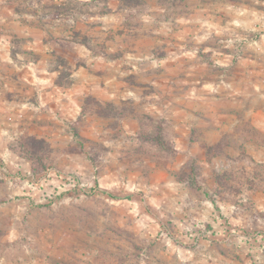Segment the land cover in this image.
Listing matches in <instances>:
<instances>
[{"label":"clouds","instance_id":"9594fccd","mask_svg":"<svg viewBox=\"0 0 264 264\" xmlns=\"http://www.w3.org/2000/svg\"><path fill=\"white\" fill-rule=\"evenodd\" d=\"M64 2L65 0H40L37 4L33 0L31 7L37 9V14L28 16L27 19L35 23V28H25L19 35L25 40L29 36H35L34 44L10 45L12 36L7 32L0 37L3 41L0 45V60L4 61L5 70L22 72L33 78L25 84L20 80H11L7 75L0 76V102L3 103L0 107V159L4 165L0 172L3 173V178L8 180L11 175L14 180H18L17 170L24 175L29 174L30 168L39 175H46L42 167L47 166V175H54L56 172L78 173L85 178V183H90L95 179L93 173L99 168L114 181L113 187L117 193L130 195L132 199L139 201V219L131 220V224L136 226L133 230L142 241L146 242L145 237L159 230L157 221L163 224L171 220L174 229L161 231L157 239L161 240L162 245H168L166 251H161L172 264L176 262L170 255L174 249L169 239L180 245H187L200 237L201 233L207 239L184 257L192 264H208L209 261L217 264L218 257L214 260L205 253L206 247L213 240L227 241L241 255L252 253L254 259L246 261V264H264V235L245 234L244 230L251 226V221L247 214H240L241 209L234 202L229 201L221 205V208L227 217V224L237 226L235 232L226 233L227 225L219 220L206 197L199 202L202 205L199 211L192 209L197 211L199 218L184 219L189 215L184 211L189 192L185 187L187 181L180 177L179 171L193 155L195 146L190 144L188 132L196 126L197 121L191 113L198 107L194 102L201 101L205 93L201 89L198 94L186 93L177 99L172 97V90L167 85L162 87L155 83L150 73H154L160 65L150 54L145 55L139 48H131L133 30L128 29L125 23L127 21L139 25L134 28L138 32L155 31L157 35H174L172 27L175 25L172 20L165 21L162 15L164 7L155 4V0L149 4H144L143 0H74L78 9L83 10V15L76 11L54 21L40 11L45 5H60ZM256 6L264 9V0H251V6L242 4L243 11L237 10L238 15L232 23L237 28L258 23L261 31H264V10L257 12L254 10ZM105 7L111 9L110 15L101 14ZM120 29L124 30L122 36L117 34ZM73 30L79 35H75ZM235 32L236 29L233 28L229 34ZM206 38L199 37L201 40ZM43 40H47V43H43ZM231 44L232 40H229L227 46ZM62 46L70 47L78 53L74 60L61 62L59 53L53 55ZM25 47L39 52V58L25 52ZM10 48L19 49L14 61L9 58ZM129 51L133 54L130 55ZM118 54H122L120 58L113 59ZM78 63L82 66L78 67ZM142 64L145 66L140 67ZM126 65L130 66L139 79L147 80L153 85L154 94H146L147 85L137 86L123 82L122 78L132 74L124 67ZM97 69L105 72V89L100 88L101 78L95 75ZM37 75L44 79H36ZM28 85L31 88L24 93L23 89ZM46 88L52 90L51 99L56 101L55 110L45 107L43 103L38 108L30 103L31 93H39L47 101L49 96L45 92ZM261 88H264V83L257 88V92ZM6 93H13L11 103L4 100ZM92 95H102L104 100L112 101L117 114L104 116L100 114L102 105L86 104V98ZM261 96L264 98V93ZM74 102L79 103L83 113L76 111ZM177 108H180L179 112ZM121 112L122 115L118 114ZM30 116L49 121L52 127L41 130L32 124ZM81 124L89 138L83 149L78 147L79 141L68 134L73 125L79 127ZM233 125L244 127L245 122L233 121ZM256 131L264 136V128L256 127ZM40 142L43 143L37 148L36 145ZM160 148L166 150L161 151ZM222 150L226 154L230 153L232 144L226 143ZM69 152L80 154L71 156L68 155ZM250 155L255 158L254 153ZM92 160H95V165ZM257 163L264 164V161L258 160ZM215 167V161H212L206 170L210 172ZM244 167L251 171L255 165L249 161ZM16 186L13 182L8 185L9 188ZM237 186L242 188L243 195L234 200L250 206L252 213H264V176L257 180L254 192L246 191V186L242 183ZM23 188H31V185L25 182ZM192 203L196 204L197 201L193 199ZM0 211L5 215L11 211V219L14 221L12 234L0 237V264H16L17 260L36 264L31 257L40 250V245L26 231L25 225L19 223L25 211L23 204H18L15 200L11 204L6 201L0 204ZM145 212L154 219L150 220L148 215L143 214ZM233 212L236 213L235 219ZM251 219H256L259 228L264 230V219L256 216ZM206 222L212 224L215 235L205 230ZM4 231L7 232V229ZM140 264H143V260Z\"/></svg>","mask_w":264,"mask_h":264},{"label":"rangeland","instance_id":"374dc122","mask_svg":"<svg viewBox=\"0 0 264 264\" xmlns=\"http://www.w3.org/2000/svg\"><path fill=\"white\" fill-rule=\"evenodd\" d=\"M32 2L33 0H0V18H3V23H0V36L9 33L12 36L10 45L36 42L35 36H29L25 40L19 35L25 28H35V23L27 19L28 16L37 14V9L31 7ZM151 2L152 0H143L144 4ZM36 3L39 4L40 0H36ZM155 4L164 7V20H172L175 25L172 33L175 34L165 36L157 35L155 31H134L139 25L126 21L127 28L133 30L131 48H139L140 52L150 54L158 62L160 66L150 74L153 75L155 83L162 87L167 85L172 90V97L179 99L186 93L198 94L201 89L205 93L201 101L194 102L198 107L191 113L197 121L196 126L188 132V140L195 146L193 155L179 171L180 177L187 181L185 187L189 192V199L185 201L187 207L184 209L189 215L184 219L199 218L197 211L202 207L199 202L206 197L219 220L227 225L226 233L235 232L237 226L227 224V217L221 208V205L232 201L241 209L240 214H247L251 221V226L244 230L245 234L264 235L257 220L251 219L252 216L264 219V213H252L250 206L234 200L235 197L243 195L238 184L242 183L246 186V191L254 192L257 189V180L264 176V164L257 163L258 160L264 161V136L256 131V127L264 128V98L261 96L264 88L257 92V88L264 83V31H261L258 23L240 28L232 23L238 11H243L241 5L251 6V0H155ZM254 10L259 12L264 9L256 6ZM40 11L50 16L53 21L61 16H70L76 11L83 15V10L78 9L74 0H65L60 5H45ZM101 14L110 15L111 9L105 7ZM233 28L236 32L229 34ZM13 29L16 31H10ZM225 29L228 31H224ZM73 31L75 35H79L76 30ZM117 34L124 35V30H118ZM199 37L207 38L201 40ZM229 40H232L231 46H227ZM0 42L3 43L2 39ZM42 42L46 44L47 40ZM23 50L37 59L40 56L33 48L25 47ZM18 51L19 49L10 48L9 58L14 61ZM57 53L61 62L74 60L78 55L70 47L63 46L56 49L53 55ZM129 54L133 52L129 51ZM120 55L122 54L114 56L113 59H119ZM3 64L4 61L0 60V76L7 75L11 80H20L25 84L33 79L22 72H8ZM77 66L82 64L78 63ZM124 67L132 74L122 78L123 82L137 86L147 85L146 94H154L155 88L152 84L139 79L130 66ZM95 75L101 78L100 88L105 89L104 70L97 69ZM36 79L42 80L44 77L37 75ZM29 88L31 85L25 87L23 92L27 93ZM45 92L49 96L47 101L41 94L31 93L30 103L36 108L43 103L45 107L55 110L56 101L51 99L52 90L46 88ZM12 97L13 93H6L4 100L11 103ZM17 101L19 102V95ZM74 103L76 111L83 113L79 103ZM85 103L102 105L101 115L117 114L112 101L104 100L102 95L89 96ZM2 106L3 103L0 102V107ZM29 119L41 130L52 127L49 121L37 120L33 116ZM77 120H80L79 116ZM233 121H244L245 126L233 125ZM68 134L79 141L78 147L81 149L89 139L83 124L79 127L73 125ZM229 142L232 144V151L226 154L222 149ZM42 143L36 147L39 148ZM252 153L255 158L250 155ZM79 154L68 153L71 156ZM212 161H215L216 167L208 172L207 166ZM249 161L255 165L251 171L244 167ZM91 162L95 165V160ZM3 167L0 159V169ZM42 171L46 175H39L32 168L29 169V174L24 175L17 170L18 180H14L11 175L6 180L0 172V204L6 201L11 204L12 200L23 204L25 211L19 223L25 225L26 231L40 245V250L31 257L36 264H140L141 260L143 264H172L161 251H166L168 245H162L161 240L157 239L161 231L174 229L171 220L163 224L157 221L159 230L145 237L146 242L142 241L133 230L136 226L131 224V220L139 219V201L132 199L130 195L117 193L113 187L114 181L107 173L97 168L93 173L95 179L85 183V178L78 173L56 172L54 175H47V166H43ZM10 182L17 186L9 188ZM25 182L31 188H23ZM103 191L111 193L113 197ZM193 199L197 201L196 204L192 203ZM193 208L197 211H192ZM143 214L148 215L150 220L154 219L147 212ZM11 216V211L7 215L0 211V237L12 234L14 221ZM232 216L235 219L236 213L233 212ZM205 230L215 235L211 223H205ZM205 239L207 237L201 233L192 243L180 245L170 238L169 243L174 249L170 253L172 260L176 264H192L184 257L192 253ZM205 253L214 260L218 257L217 264H246V261L254 259L252 253L241 255L234 251L227 241L213 240L206 247ZM16 264L26 262L17 260ZM208 264H212V261Z\"/></svg>","mask_w":264,"mask_h":264},{"label":"crops","instance_id":"0c3cea01","mask_svg":"<svg viewBox=\"0 0 264 264\" xmlns=\"http://www.w3.org/2000/svg\"><path fill=\"white\" fill-rule=\"evenodd\" d=\"M3 23V18H0V23ZM8 22H10V21H8ZM9 25V24H8ZM0 37H3V36H0ZM0 45H2V43L0 42ZM2 54V53H1ZM39 57V56H38Z\"/></svg>","mask_w":264,"mask_h":264},{"label":"trees","instance_id":"16d2710c","mask_svg":"<svg viewBox=\"0 0 264 264\" xmlns=\"http://www.w3.org/2000/svg\"><path fill=\"white\" fill-rule=\"evenodd\" d=\"M103 192H106V191H103ZM106 194L111 196V197H113V195L111 193H109V192H106Z\"/></svg>","mask_w":264,"mask_h":264}]
</instances>
